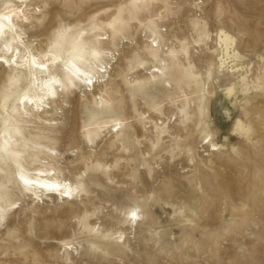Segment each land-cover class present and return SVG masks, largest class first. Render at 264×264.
Masks as SVG:
<instances>
[{"label":"rangeland","instance_id":"obj_1","mask_svg":"<svg viewBox=\"0 0 264 264\" xmlns=\"http://www.w3.org/2000/svg\"><path fill=\"white\" fill-rule=\"evenodd\" d=\"M28 5L68 59L45 113L0 61V264H264V0Z\"/></svg>","mask_w":264,"mask_h":264},{"label":"bare ground","instance_id":"obj_2","mask_svg":"<svg viewBox=\"0 0 264 264\" xmlns=\"http://www.w3.org/2000/svg\"><path fill=\"white\" fill-rule=\"evenodd\" d=\"M33 8L28 5V0H7L0 9V61L9 68L18 69L27 78L28 94L21 96L22 105H30V109L37 113H45L48 104L57 97V90L62 87L61 77L56 73L59 66L67 63V56L55 53L51 50L34 48L26 39L21 26L29 20ZM221 41L227 45L228 37L221 34ZM3 60V61H2ZM156 70V69H154ZM105 72V70H100ZM6 78V76H4ZM88 84L94 87L96 79L90 77ZM87 82V81H86ZM30 101V102H29ZM25 108V106H23ZM26 113L28 109H25ZM18 140L8 146L10 151L16 150ZM49 168H41L35 178L23 176V179L31 186L34 193L55 194L57 199H72L75 195V187L65 178L54 176ZM130 217L128 224L135 227L137 224L136 214Z\"/></svg>","mask_w":264,"mask_h":264},{"label":"snow or ice","instance_id":"obj_3","mask_svg":"<svg viewBox=\"0 0 264 264\" xmlns=\"http://www.w3.org/2000/svg\"><path fill=\"white\" fill-rule=\"evenodd\" d=\"M89 82H91V81H89ZM30 102V101H29ZM133 215H135V213H133Z\"/></svg>","mask_w":264,"mask_h":264}]
</instances>
